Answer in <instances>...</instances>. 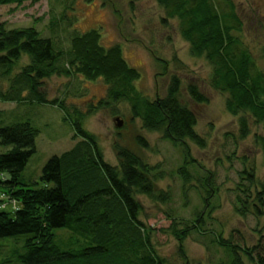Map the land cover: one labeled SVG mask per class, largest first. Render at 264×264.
<instances>
[{"label": "rangeland", "instance_id": "obj_1", "mask_svg": "<svg viewBox=\"0 0 264 264\" xmlns=\"http://www.w3.org/2000/svg\"><path fill=\"white\" fill-rule=\"evenodd\" d=\"M229 1L242 26L231 35L242 43L264 75V0ZM213 2L220 13L227 11L222 0ZM164 19L165 13L155 0H42L34 5L0 7V24L7 30L32 28L64 53L56 64L58 71L41 82L38 92L47 102L62 104L71 121L76 119L75 111L82 116V128L95 136L104 162L119 167L114 149L117 144L157 169L150 178L161 176L156 192L167 194L168 201L137 200L143 208L139 220L151 229L152 245L165 264H229L227 251L215 243L217 237L239 250H251L264 237V203L261 206L256 200L264 186L263 155L256 143V138L263 136L262 124L246 111L233 115L227 110L229 95L210 87L212 67L204 56L190 55L178 21L163 23ZM92 30L99 32L102 48L120 47L125 63L139 74L133 88L143 99H163L172 76L180 79L185 102L188 84L200 88L209 99L207 105L196 108L195 133L203 140V148L186 142L183 151L164 140L161 133L145 130L140 119H133L128 101L107 98L102 79L86 81L74 73H64L70 71L67 55L72 38ZM28 63L23 58L12 77ZM8 88L6 80L0 79V90ZM28 99L30 95L24 93V103L0 101V129L28 123L38 132L35 154L21 176L26 184L39 183L46 163L69 152L79 141H73L71 121L63 122L64 115L57 107ZM116 120L121 127L116 126ZM242 121L249 132L244 140L240 139ZM136 137L145 147L136 144ZM9 151L0 146V155ZM7 201L5 197L0 213L13 215L19 204ZM200 216L201 228L191 231V224ZM177 233L182 234V242ZM54 234L61 251L73 250L68 244L71 232L62 229ZM0 246V264H16L11 253L19 251L21 243L5 240ZM239 257L243 264H249L243 254Z\"/></svg>", "mask_w": 264, "mask_h": 264}, {"label": "trees", "instance_id": "obj_2", "mask_svg": "<svg viewBox=\"0 0 264 264\" xmlns=\"http://www.w3.org/2000/svg\"><path fill=\"white\" fill-rule=\"evenodd\" d=\"M40 1L0 0V7ZM213 1L155 0L165 13L163 23L178 21L190 55L204 56L212 67L210 87L229 95L227 110L233 115L246 111L262 124L263 136L256 138V143L264 162V75L242 43L231 35L242 27L233 4L222 0L227 11L220 13ZM262 55L264 59V48ZM63 57L51 40L41 38L34 29L7 30L0 24V79L9 84L7 91L0 90V101L21 104L25 102L24 93H28V102L57 107L64 115L63 122H70L62 104L47 102L38 92L41 82L58 71L56 64ZM67 57L70 71H64L66 75L74 73L86 81L102 79L107 98L128 101L133 119H140L148 132L161 133L164 140L183 151L186 142L204 147L195 133L196 108L207 105L209 99L197 85L186 86L185 102L181 81L172 76L163 99H143L133 88L139 74L125 63L118 45L108 49L100 46L96 30L76 34ZM23 58L28 65L12 77ZM74 116L72 139L79 141L69 152L46 163L39 183L21 180L35 154L38 132L28 123L0 129V146L10 148L7 154L0 155V196L19 204L13 215L0 213V244L5 240L21 243L20 250L11 253L16 264H165L152 245L151 229L139 220L143 208L137 200L145 197L160 204L168 201L167 194L156 192L161 176L150 178L157 169L117 144L114 149L119 167L105 163L95 136L82 128V116L76 111ZM248 135L242 121L240 139ZM135 142L145 147L140 138L136 137ZM212 192H207L209 197ZM256 200L263 206L264 186ZM201 216L193 221L191 231L201 228ZM62 229L71 232L68 244L73 250L61 251L57 246L54 232ZM176 237L179 242L184 240L181 233ZM215 243L227 251L229 264H243L239 253L249 264H264V237L251 250H239L219 237Z\"/></svg>", "mask_w": 264, "mask_h": 264}, {"label": "water", "instance_id": "obj_3", "mask_svg": "<svg viewBox=\"0 0 264 264\" xmlns=\"http://www.w3.org/2000/svg\"><path fill=\"white\" fill-rule=\"evenodd\" d=\"M117 121V127L119 128V127H121V125H122V123H120V122H118V120H116Z\"/></svg>", "mask_w": 264, "mask_h": 264}]
</instances>
